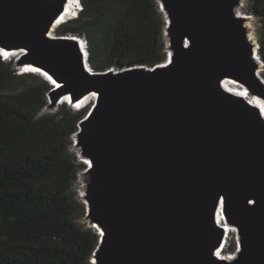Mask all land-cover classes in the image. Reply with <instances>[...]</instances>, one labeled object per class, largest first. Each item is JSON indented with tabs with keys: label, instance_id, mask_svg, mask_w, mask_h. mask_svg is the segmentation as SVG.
<instances>
[{
	"label": "water",
	"instance_id": "obj_1",
	"mask_svg": "<svg viewBox=\"0 0 264 264\" xmlns=\"http://www.w3.org/2000/svg\"><path fill=\"white\" fill-rule=\"evenodd\" d=\"M68 1L0 0V51L55 85L54 107L97 95L71 148L91 264H264V62L244 0H157L166 61L104 72L83 38L51 35Z\"/></svg>",
	"mask_w": 264,
	"mask_h": 264
},
{
	"label": "trees",
	"instance_id": "obj_2",
	"mask_svg": "<svg viewBox=\"0 0 264 264\" xmlns=\"http://www.w3.org/2000/svg\"><path fill=\"white\" fill-rule=\"evenodd\" d=\"M80 1L78 18L56 33L83 38L94 71L166 61L157 0ZM251 12L261 22L264 62V0H252ZM11 62L0 56V264H91L99 236L80 224L86 208L74 187L85 166L71 151L87 110L63 104L44 114L52 86L39 75H19ZM235 248L234 239L228 249Z\"/></svg>",
	"mask_w": 264,
	"mask_h": 264
},
{
	"label": "bare ground",
	"instance_id": "obj_3",
	"mask_svg": "<svg viewBox=\"0 0 264 264\" xmlns=\"http://www.w3.org/2000/svg\"><path fill=\"white\" fill-rule=\"evenodd\" d=\"M77 4H78V0H69V1H68V3H67V7H66V12H65V14L63 15V19H62V21L60 22V24H61L62 22H65V21L71 19L72 17H74V16L77 14V12H76V11H77V9H76V5H77ZM242 10H243V5L239 8V13H241ZM60 24H56V25L53 26V29H52V31H51V35L54 34V31L57 32L58 28L60 27ZM7 55H8V54H7ZM10 57L12 58V56H10ZM259 74H260L261 77H264V76H263V74H264V70L261 69ZM224 85H225V87L228 88L231 92L236 93V94H240V95H243V96L246 97V95L241 91V88H239V87H235V86H231V85H230L229 83H227V82H225ZM96 98H97V95L93 94V95H91L90 97H88V98L84 101V103H82L80 106H78V107H76V109H75V108H74V109H75V110H77V109L80 110V109H84V108H86V107H88V106H90V105H93V104L95 103V101H96ZM248 99H249V98H248ZM249 101L252 102L253 105H257L256 102L253 101L252 99H249ZM259 103H260V102H259ZM260 104H261V105H260V108H261V110H262V112H263V114H264V104H263V103H260ZM79 182H80V184H81L82 186H84L85 181H84V178H83V177L80 178ZM83 191H84V190L82 189L81 192H80V195H79V197H80L81 199H82V197H83ZM82 200H83V199H82ZM219 224H220V225H223V226H227V227H226V231L229 233V239H228L227 243H225V246H224L223 251L219 252L218 255H219L220 257L233 258V256L226 254L225 251H226V248H227L228 242H229V240L231 239L232 235L236 236L237 232H236V230H235L234 228L230 227L228 224H225V221H224V220H221V217H219Z\"/></svg>",
	"mask_w": 264,
	"mask_h": 264
},
{
	"label": "rangeland",
	"instance_id": "obj_4",
	"mask_svg": "<svg viewBox=\"0 0 264 264\" xmlns=\"http://www.w3.org/2000/svg\"><path fill=\"white\" fill-rule=\"evenodd\" d=\"M251 5H252V0H244V1H243V10L241 11V14L244 15V16H247V17L249 18L247 25H248V28H249V30H250V37H252L253 40L256 41V42L258 43L259 38H260V35H261V22H260V20H259L257 17H255V16L252 14V12H251ZM78 7H79V6H78V4H77V5H76V9H77L76 12H78ZM72 18H75V17H72ZM72 18H71V19H72ZM71 19H69V20H67V21H70ZM12 59H13V60H12L11 64H12V67H14V64H15V58H12ZM37 75H39V77L42 78V75H41V74H37ZM11 88H12V89H17L18 86H12ZM48 106H49V107L45 109L44 114H53V113H56V112L58 111L57 106L54 107V105H53L52 103H50L49 98H48ZM91 106H92V105L88 106L85 110L88 111V109H89ZM72 153L77 155V151H76L75 148H73ZM80 175H81V174L78 175V180H77V182H76V184H75L74 192H75V195H76L78 201H79L81 204H83L82 201H81V198L79 197L80 192H81V190L83 189V188H82V185H81L80 182H79V177H80ZM80 224H82V225L85 226L86 228H90V226H89V222H88L86 219H82V220H80ZM235 237H236V236L232 235V237H231V239L229 240L228 244H230L232 240L234 241ZM235 241H236V239H235Z\"/></svg>",
	"mask_w": 264,
	"mask_h": 264
},
{
	"label": "clouds",
	"instance_id": "obj_5",
	"mask_svg": "<svg viewBox=\"0 0 264 264\" xmlns=\"http://www.w3.org/2000/svg\"><path fill=\"white\" fill-rule=\"evenodd\" d=\"M78 12H77V14L74 16L75 18H72V19H76V18H78V16H79V13H80V11H81V9H82V5H81V1L80 0H78ZM71 19V20H72ZM68 21H65V23H67ZM64 23V24H65ZM0 56L2 57V59L4 60V61H12L13 59L9 56V55H7L5 52H3V51H0ZM15 70H17V73L19 74V75H24V74H41V73H39L38 71H36V70H34L33 68H29V67H25V68H19V69H15ZM42 75V77L46 80V81H48L49 83H50V85L53 87V86H55L49 79H47L43 74H41ZM55 88H57V85H56V87ZM243 92H246L245 90L243 91ZM63 104H67L69 107H70V105H69V103L68 102H66V103H61V105H63ZM60 106V105H59ZM70 108H72V109H76V107H70ZM87 108V107H86ZM86 108H84V109H86ZM74 109V110H75ZM84 109H81V110H84ZM76 111H80V110H76ZM96 231V230H95ZM229 248V244L227 245V249ZM229 250V249H228Z\"/></svg>",
	"mask_w": 264,
	"mask_h": 264
}]
</instances>
